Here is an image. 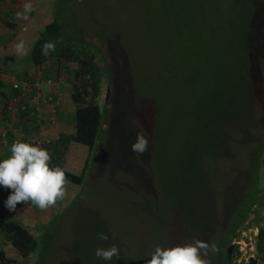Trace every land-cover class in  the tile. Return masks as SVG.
Here are the masks:
<instances>
[{
    "label": "rangeland",
    "instance_id": "rangeland-1",
    "mask_svg": "<svg viewBox=\"0 0 264 264\" xmlns=\"http://www.w3.org/2000/svg\"><path fill=\"white\" fill-rule=\"evenodd\" d=\"M14 1L17 6L7 7L0 0L1 6H6H0V51L12 36L10 27L6 30L2 25L12 21L21 28L25 22L16 15L22 11L24 0ZM40 1L43 3L37 7L42 11L32 16L43 22L48 19L45 10L53 4ZM63 2L56 7L69 5L70 16L65 23L76 47L99 55L112 75L113 95L106 101L104 80L98 98L108 120L103 122L91 160L93 167L82 187L69 181L67 195L55 206L46 211L33 205L16 207L14 212L5 207V191L9 189H2L0 211L8 210L7 217L28 223L35 231L36 225L46 226L40 239L48 242L49 252L39 264H145L157 246H175L193 239L217 246L222 206L232 193L236 201L244 183L238 175L248 154L242 148L236 150L234 144L232 163L215 165L211 157L217 158V148L221 153V135L205 132V126L214 104L229 102L227 110L232 115L227 112L221 123L243 119L245 113H252V104L257 116H264V0ZM224 71L233 75L231 89L222 79ZM59 75L65 80L57 84L63 94L68 93L73 74L57 62L40 68L34 79L39 89L48 92L53 83L47 80ZM245 75L251 77L256 96L251 97L252 104L246 109L234 110L230 102L237 89L245 92ZM63 99L66 101L64 95ZM187 104H192L197 117ZM66 111L72 113L73 122L75 106ZM60 123L61 119L56 128L44 123L43 140L49 136L52 140L54 135L49 132L53 128L58 136ZM140 131L149 139L148 151L143 154L131 151ZM194 134H201V138L195 139ZM1 135L7 137L8 131ZM204 151L206 157L201 161ZM190 156L194 157L191 165H183ZM220 175L227 187L217 195ZM234 180H239L238 185L233 186ZM261 191L263 197L264 188ZM261 215V210L255 211L252 219L261 221ZM210 230L214 231L206 237ZM259 232V226L248 222L241 227L240 242L237 238L233 241L241 245L237 264L249 263L251 256L256 257V264H262ZM101 233L109 239L100 240ZM112 244L119 247V258L106 261L96 256L98 247ZM0 245L8 247V255L17 264H33V256L21 257L2 234Z\"/></svg>",
    "mask_w": 264,
    "mask_h": 264
},
{
    "label": "trees",
    "instance_id": "trees-1",
    "mask_svg": "<svg viewBox=\"0 0 264 264\" xmlns=\"http://www.w3.org/2000/svg\"><path fill=\"white\" fill-rule=\"evenodd\" d=\"M50 1L53 6L45 10L48 12V14H46L48 18L46 21L42 22L32 16L37 10L39 11L42 8L37 6L43 2L40 0H31L35 10L32 11L30 18L25 20L24 26L26 28H18L17 23L10 24L12 36L7 43H4L5 46L0 51V75L2 76V74H5L11 76L18 81H29L32 78L29 77V71L33 68L43 67L49 60L57 62L59 67L62 66L66 69V72L73 74L71 95L75 106L72 122L74 128L71 131L61 130L58 137L46 143L44 148L51 154V165L53 167L57 165L62 167L66 172L68 181L79 185L80 188L83 186L86 177L88 178L87 175H89L91 167H93L91 160L95 152L96 142L103 122L108 120V116L105 115L106 112L102 111L101 105L98 104V98L103 90V82L105 80L108 90L106 101L108 97L113 95L112 85L114 84H111L112 75L107 72L106 66L99 61V55L91 49L77 48L72 35L66 28L65 22L70 16L68 5L70 0H66L65 2L68 7H56L59 6L60 3L64 5L63 0ZM66 10H68V12ZM21 41H23L26 46L27 55L25 56H18L15 52V45ZM46 41L54 42L56 45L55 51L50 52L48 56L42 55V45ZM74 64H76L75 67H72ZM239 68L240 67H238V72ZM226 74V71H224L222 79L224 84L231 89L234 83L230 78L233 75H230V73L228 75ZM1 76L0 96L6 99V106L2 109L0 108V114L5 111H15L17 112L15 114L18 118L22 117L20 118L19 124L25 126L26 122H24V120L35 110V106L27 103L24 109H22V104H14L13 101H10L11 96L20 95L22 90L21 88L13 89L11 85V93H8L9 86L7 82L3 81ZM59 77L60 75L52 78L54 81H58ZM244 77L246 81L245 92L242 91L243 89H237L233 94V102H230L233 104L232 108L234 110L235 108L246 109L250 103L252 104L251 97L255 98L256 96L255 86L252 83L251 77L249 75H245ZM244 95L247 97L243 98ZM54 98L56 99L57 96L54 95ZM228 103L229 102H226L221 106L214 104L212 114L207 116L205 132L209 134L218 133L221 135L218 141V147L221 153H218L217 148L215 150L217 158L211 157V160L215 165L216 163L224 161L231 162V147H233L234 144L236 150L242 148L248 155L244 159V165L241 166V168H244V170H242L243 174L241 173L238 175V179L240 178L244 183L238 193L236 201L233 202L235 195L232 193L230 201H224L222 206L223 215L220 217L219 225L216 228L221 235V240L217 245L219 251L216 253L209 252L208 257H206V259L211 261V264H237L235 260L242 252L240 246L235 244V249L231 258L228 256V247L233 243L235 238L239 237L241 227H243L246 222L251 226L260 227L257 245L259 252L264 250V226H260L258 220L252 219L253 213L259 211L262 206H264V198L260 194L262 188H264V138H261L263 135L262 133H264V116L258 117L255 113V106L252 104V113H245L243 119L237 120L236 117L234 121L230 119V121H222L221 123V119L229 112L227 110ZM187 105H189L195 113L192 104ZM62 109L63 106L59 109L57 115H60ZM229 114L231 113L229 112ZM195 115L197 117V113H195ZM70 121L68 120V122ZM18 126V124L14 123L12 128L18 129ZM195 129L196 125L194 124L193 131H195ZM257 130H260L261 133H257ZM11 132L12 135H16L14 142L18 140L21 141L25 139L23 137H27L21 136V129L19 130V134L13 131ZM22 132L27 134L29 129L24 128ZM201 134H194L193 137L195 139H198V137L201 138ZM233 156L241 157L239 154L236 156L233 154ZM204 157H206L205 151L202 153L201 161ZM180 159H185V157ZM193 161L194 157L190 156L189 160L182 162V164L190 166ZM222 165L225 166L223 163ZM233 168L234 167H232V170ZM227 170L230 171L229 169ZM238 181L234 180L233 186L235 183L238 185ZM217 183L215 192L219 195L223 187H227L226 179L223 175H220V178L217 179ZM0 190H2L1 187ZM5 193L6 201L11 194V189L5 191ZM31 205L30 203H18L16 207L24 208ZM7 215H9L8 210L0 211V235H4L6 241H9L12 245L11 249L17 251L21 257L30 258L33 256V264H39V262L43 263L49 252L48 242L41 241L40 239L45 236L43 231L46 226L42 228L40 225H36L37 229L35 231L30 224H24L19 220L10 219ZM214 230L208 231L206 237L211 236ZM9 252V250L4 251V249L0 251V264L18 263L11 255L8 256ZM256 261L257 259H252L251 264H256Z\"/></svg>",
    "mask_w": 264,
    "mask_h": 264
},
{
    "label": "clouds",
    "instance_id": "clouds-1",
    "mask_svg": "<svg viewBox=\"0 0 264 264\" xmlns=\"http://www.w3.org/2000/svg\"><path fill=\"white\" fill-rule=\"evenodd\" d=\"M34 10L31 0H24L22 11H18L16 15L27 20ZM55 49L54 42L46 41L42 45V55L48 56ZM15 52L18 56L27 55L23 41L15 45ZM19 122L17 117L15 123L19 125ZM10 129L13 131L16 128ZM49 140L51 142V139ZM49 142L45 140L38 145L31 141H15L11 145L10 156L0 161V186L11 189V194L5 202V207L9 211H16L18 203H30L41 211H46L67 195L69 181L66 172L59 165L54 167L51 165V154L44 148ZM148 145L149 139L143 131L137 132L131 151L143 154L148 151ZM99 239L107 241L109 236L101 233ZM218 251L215 244L209 245L200 239H193L175 246H157L150 258L145 260V264H211L206 257L209 252ZM95 254L98 258L111 261L113 257L119 258L120 250L116 244H112L108 248L98 247Z\"/></svg>",
    "mask_w": 264,
    "mask_h": 264
},
{
    "label": "built area",
    "instance_id": "built-area-1",
    "mask_svg": "<svg viewBox=\"0 0 264 264\" xmlns=\"http://www.w3.org/2000/svg\"><path fill=\"white\" fill-rule=\"evenodd\" d=\"M21 28L25 29L26 27L21 26ZM1 77L3 78V81L6 82V78H8V75L2 74ZM61 79L65 80L64 77L62 78L60 77L58 81H54V79L50 77V79H48L47 82L50 84L53 83V88L51 91L48 92L39 89L36 83L38 81L35 80L34 78L29 81L15 80L11 83L13 89L21 88L22 92L18 96L16 95L11 96L10 101H13L14 104H22L21 106L22 109H24L27 103L32 104V106H35V110H33V112H31V114L28 117H26L24 120V122H26V125L23 126L22 124H19L18 126L19 128L15 129L16 134L17 133L19 134V130L21 129V136H27V137H23L25 139L22 140L26 142L31 141L32 143L41 145L45 141L43 140L44 135L42 128L46 124L55 125L58 122L59 115H57V113L59 109H61V107L63 106L62 91L60 89V86L57 84L62 81ZM54 95L57 96L56 99L54 98ZM24 128L29 129V132H27V134L22 132V129ZM46 141L49 142L50 140L47 139ZM239 237L237 238V241ZM252 259H256V257L251 256L249 263H251Z\"/></svg>",
    "mask_w": 264,
    "mask_h": 264
},
{
    "label": "crops",
    "instance_id": "crops-1",
    "mask_svg": "<svg viewBox=\"0 0 264 264\" xmlns=\"http://www.w3.org/2000/svg\"><path fill=\"white\" fill-rule=\"evenodd\" d=\"M2 2H3V4H6V6L7 7H15V2L16 1H14V0H2ZM0 6H1V2H0ZM3 7H6V6H4V5H2ZM1 6V7H2ZM17 6V5H16ZM40 11H42V8L40 9ZM11 22L12 21H9V22H5V24L4 25H2V27L3 28H5L6 30H7V28L9 29V27H10V24H11ZM6 26V27H5ZM22 26H24V23H23V25ZM9 32H10V30H8ZM8 33V32H7ZM11 33V32H10ZM1 38V37H0ZM51 62H53L54 63V61H51V60H49L47 63L49 64V63H51ZM44 64L43 65V67L45 68V66L46 65H48V64ZM54 66H55V64H54ZM43 67H39V68H33V69H31L30 71H29V77H32L31 79H33L34 78V76H35V74H36V72L40 69V68H43ZM13 81H15V79L14 78H12L11 76H8V78H6V82H7V85L9 86V91H8V93H11V83L13 82ZM23 81H26V80H23ZM66 87H68V86H66ZM67 89V88H66ZM66 89H64L65 91H67ZM68 92V91H67ZM63 95H64V98H65V100L66 101H64V99H63V111H61L62 113H60V117L61 118H59V119H61V123H60V127H59V129H58V131H59V133L61 132V130H64V131H71V130H73V123L70 121V115L72 114H70L69 115V113L66 111V109H67V107L68 108H71V106H73L74 107V103H72L73 101H72V95H71V90L68 92V93H62V97H63ZM10 99V98H9ZM64 102H66V103H64ZM6 106V99L5 98H2L1 96H0V108L2 109V108H4ZM15 113H17V112H15V111H5L4 113H2V114H0V158L3 160V159H6V158H8L9 156H10V154H11V152H10V148H11V145L13 144V142H14V140L16 139V135L14 134V135H12L11 133V129H10V127H12L13 125H14V123L16 122V120H17V116H16V114ZM63 118H65V122L64 121H62V119ZM68 120L71 122H68ZM68 122V123H67ZM56 126H57V124L55 125V128H56ZM4 130L5 131H8V136L7 137H3V135H1L2 134V132H4ZM50 134H53L54 136L52 137V139H54V138H56V137H58L57 136V134L55 135V129L53 128V129H51L50 130V132H49ZM56 136V137H55ZM1 138H3V139H1ZM49 138H50V136H49ZM3 140V141H2ZM22 141V140H21ZM4 157V158H3ZM1 187V189H7V188H5V187H3V186H0ZM263 194V193H262ZM263 198H264V196H263ZM6 202V201H5ZM261 211H262V215H261V221H259L260 222V226H264V208H261L260 209ZM255 227V226H254ZM9 242V241H8ZM8 247H6V249H5V246L3 247V246H1L0 245V251L1 250H3L4 249V251L6 250H8L7 249ZM11 248V247H10ZM262 253V255H263V257L261 258L262 260H263V262H262V264H264V250L261 252ZM9 256V255H8Z\"/></svg>",
    "mask_w": 264,
    "mask_h": 264
},
{
    "label": "water",
    "instance_id": "water-1",
    "mask_svg": "<svg viewBox=\"0 0 264 264\" xmlns=\"http://www.w3.org/2000/svg\"><path fill=\"white\" fill-rule=\"evenodd\" d=\"M233 249H234V245H232V246L230 247L229 251H228V256H229V258L232 257Z\"/></svg>",
    "mask_w": 264,
    "mask_h": 264
},
{
    "label": "flooded vegetation",
    "instance_id": "flooded-vegetation-1",
    "mask_svg": "<svg viewBox=\"0 0 264 264\" xmlns=\"http://www.w3.org/2000/svg\"><path fill=\"white\" fill-rule=\"evenodd\" d=\"M232 245H234V244L232 243L231 245H229V247H228V251H229V249H230V247H231ZM234 247H235V245H234ZM233 250H234V249H233Z\"/></svg>",
    "mask_w": 264,
    "mask_h": 264
}]
</instances>
